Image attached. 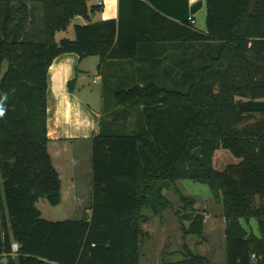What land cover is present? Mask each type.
<instances>
[{"label":"trees","instance_id":"obj_1","mask_svg":"<svg viewBox=\"0 0 264 264\" xmlns=\"http://www.w3.org/2000/svg\"><path fill=\"white\" fill-rule=\"evenodd\" d=\"M91 1L0 0V104L5 108L0 264H141L143 241L150 240L142 229L145 212L159 215L173 208L166 190L179 196L176 215L183 237L203 240L205 218L176 187L182 180L206 185L222 206L225 264H253V255L264 264V0H203L193 6L189 0L136 1L143 15L136 34L132 20L124 18L126 1L118 21L98 23L90 16L102 9L90 7ZM31 4L41 14L39 32L28 31ZM204 4L202 32L190 19ZM78 18L89 24H74L75 38L57 42L56 35ZM147 42L192 48L200 66L194 68L192 58L182 61V74L166 77L171 88L161 85L158 75L111 73L112 63L144 64L131 58ZM63 54L100 58L111 103L91 140L90 216L49 222L37 203L44 199L56 207L62 199L48 152V70ZM74 84H68L70 92ZM118 120H131L134 129L114 125ZM120 131L129 135L115 134ZM199 148L206 169L193 156ZM219 150L239 163L216 171L213 158ZM250 220L257 221L260 236L243 227ZM13 244L19 246L16 254ZM183 249L182 260L162 264H209L186 245Z\"/></svg>","mask_w":264,"mask_h":264},{"label":"crops","instance_id":"obj_2","mask_svg":"<svg viewBox=\"0 0 264 264\" xmlns=\"http://www.w3.org/2000/svg\"><path fill=\"white\" fill-rule=\"evenodd\" d=\"M123 1L127 2L124 5V18L132 20L135 34L138 33L143 15L141 5L136 1L147 3V0H93L89 6H100L102 10L90 16L91 23L118 21L120 5ZM198 2H203V0H189V5L193 6ZM196 15H194L195 28L197 27ZM74 24L87 25L89 22L78 18ZM141 25L143 24L141 23ZM197 30L206 31V29ZM147 43L144 46H138L131 58L139 59L140 57L146 61L144 64L124 63L121 65L117 62L112 63L111 73L113 75H126L128 73V75H137V73L158 75L161 77L160 84L169 87L171 83L166 77L169 74L177 76L182 74L184 67L182 61L192 58V66L194 68L200 66L198 52L193 51L192 48L172 49L162 43ZM197 48L199 47L197 46ZM172 59H176L178 62L176 64L169 62ZM100 64L99 57H88L81 60L76 54H63L55 58L48 70V152L61 180V199H81L84 195L86 199L89 198L86 186L89 184V175H92L91 140L100 132V121L103 113L102 100L97 98V92L91 88L89 80L92 78L93 84L102 82ZM72 81H75V84L73 91L70 92L68 84ZM177 88L183 89L179 85ZM93 102L94 104H92ZM83 172L87 176L85 186L80 178ZM80 190L82 191L81 197L78 193ZM168 200L172 203L171 199ZM207 203L210 205L209 207L221 213L211 217L205 210H199L198 204H196L195 210L205 218L203 240L195 236L183 237L176 215L178 211L172 213L173 208L167 209L159 215L148 213L149 211L145 212L148 222L142 225V229L150 236L147 244L150 243L151 247L147 264H162V261L182 260L184 250H180V245L184 246L185 243L193 253L208 259L209 264H225L227 223L223 208L216 204L214 199H209ZM171 235L177 237L178 240L173 239L171 241L172 246L167 249ZM216 253H221L220 260H217ZM143 256L142 254L141 264H143Z\"/></svg>","mask_w":264,"mask_h":264},{"label":"rangeland","instance_id":"obj_3","mask_svg":"<svg viewBox=\"0 0 264 264\" xmlns=\"http://www.w3.org/2000/svg\"><path fill=\"white\" fill-rule=\"evenodd\" d=\"M33 6H36L35 4L30 5L31 14L28 21H27V27L34 29V32H39L41 30V14L38 8H33ZM34 21V26L30 27V23ZM196 21H197V29L199 30H205L206 29V6L204 4L203 8L197 13L196 15ZM75 38V32H74V23L68 28L67 32H61L58 33L56 36V41L60 42L63 39H69L73 40ZM197 62V60H196ZM102 72L104 75H110L109 70L104 68L102 69ZM89 83L91 85V88L97 92V98H101L102 100V110L104 111V106L109 107V104L111 103V100L108 97V92L103 90L104 85H102V82L93 84L92 78H90ZM108 83V82H107ZM106 85V82H105ZM170 87V86H169ZM108 88V87H107ZM171 88V87H170ZM94 104V102L92 103ZM96 104V103H95ZM114 125L122 126L124 125L127 131H131L134 129V125L131 120H118L114 123ZM103 125V129L107 128ZM115 134L119 135H129L128 133H124L122 131L116 132ZM89 163H90V157H89ZM239 161L236 160L228 151L226 150H219L215 153V156L213 158V167L216 171L222 172L227 168L228 166L236 165ZM82 179L81 182H83L85 186V180H87V176L85 172L81 174ZM91 178L92 175H89V184L87 187L89 198L82 197L81 199H62V202L59 206L53 207L51 206L46 200L41 199L37 203V207L39 211L41 212V216L44 220L49 222H61V221H79L82 220L85 217L90 216L91 211L90 207L92 204V186H91ZM176 187L181 191L183 195H185L188 198L193 199L196 204H198L199 210H205L211 217L218 215L221 212L216 211L215 209H212V207H209L210 205L207 203L209 199H213V197L210 194V191L208 187L204 184L190 181V180H182L176 182ZM85 190V189H84ZM80 197L82 195V191H78ZM166 197L168 199H171L173 204L172 213L179 211L181 209V204L179 202V196L173 191V190H166L164 192ZM196 206V205H195ZM221 211V210H220ZM150 213V212H148ZM243 227L250 232L253 233L256 236H260L258 224L256 220H250L248 225L245 224V222H242ZM194 238V237H193ZM175 239L178 240L177 237H174L171 235L169 237L170 244L168 245L167 249L172 246L171 241ZM185 241L183 242V244ZM186 245V243L184 244ZM188 247V245H186ZM183 246L180 245V250H184L182 248ZM150 243L147 244V240L145 239L142 244L141 252L144 255L143 256V264H147V259L150 254ZM179 250V249H178ZM217 260L221 259V253H216Z\"/></svg>","mask_w":264,"mask_h":264},{"label":"water","instance_id":"obj_4","mask_svg":"<svg viewBox=\"0 0 264 264\" xmlns=\"http://www.w3.org/2000/svg\"><path fill=\"white\" fill-rule=\"evenodd\" d=\"M193 156H194L195 159H197V160L200 162V164H201L205 169L207 168L206 163H205V161H204V158H203V156H202V149H201V148L194 150V151H193Z\"/></svg>","mask_w":264,"mask_h":264},{"label":"built area","instance_id":"obj_5","mask_svg":"<svg viewBox=\"0 0 264 264\" xmlns=\"http://www.w3.org/2000/svg\"><path fill=\"white\" fill-rule=\"evenodd\" d=\"M190 23H191V25H193V26H195V24H196V22H195V20L194 19H190ZM18 250H19V246L17 245V244H13L12 245V252H13V254H16L17 252H18ZM252 263L253 264H258L257 263V261H258V258L256 257V256H252Z\"/></svg>","mask_w":264,"mask_h":264},{"label":"clouds","instance_id":"obj_6","mask_svg":"<svg viewBox=\"0 0 264 264\" xmlns=\"http://www.w3.org/2000/svg\"><path fill=\"white\" fill-rule=\"evenodd\" d=\"M5 114V108L2 104H0V117H2Z\"/></svg>","mask_w":264,"mask_h":264}]
</instances>
